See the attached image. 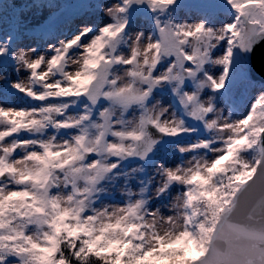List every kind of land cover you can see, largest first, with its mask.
Masks as SVG:
<instances>
[{"label":"snow or ice","instance_id":"1","mask_svg":"<svg viewBox=\"0 0 264 264\" xmlns=\"http://www.w3.org/2000/svg\"><path fill=\"white\" fill-rule=\"evenodd\" d=\"M17 7L0 264H264V0Z\"/></svg>","mask_w":264,"mask_h":264},{"label":"rangeland","instance_id":"2","mask_svg":"<svg viewBox=\"0 0 264 264\" xmlns=\"http://www.w3.org/2000/svg\"><path fill=\"white\" fill-rule=\"evenodd\" d=\"M5 3H13L15 2L18 7L14 9L17 15H19L20 12L25 13L26 15H29V19H31V3L32 0H4ZM13 10H10V12ZM38 15V14H37Z\"/></svg>","mask_w":264,"mask_h":264},{"label":"water","instance_id":"3","mask_svg":"<svg viewBox=\"0 0 264 264\" xmlns=\"http://www.w3.org/2000/svg\"><path fill=\"white\" fill-rule=\"evenodd\" d=\"M253 59L258 67L261 62H264V46L256 50V52L254 53Z\"/></svg>","mask_w":264,"mask_h":264}]
</instances>
